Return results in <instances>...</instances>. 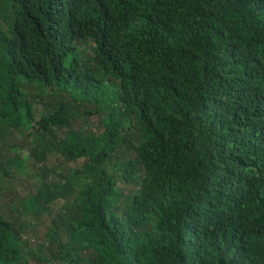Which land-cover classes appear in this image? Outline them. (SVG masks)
I'll use <instances>...</instances> for the list:
<instances>
[{
    "label": "trees",
    "instance_id": "obj_1",
    "mask_svg": "<svg viewBox=\"0 0 264 264\" xmlns=\"http://www.w3.org/2000/svg\"><path fill=\"white\" fill-rule=\"evenodd\" d=\"M21 130L0 264H264V0H0V140Z\"/></svg>",
    "mask_w": 264,
    "mask_h": 264
},
{
    "label": "rangeland",
    "instance_id": "obj_2",
    "mask_svg": "<svg viewBox=\"0 0 264 264\" xmlns=\"http://www.w3.org/2000/svg\"><path fill=\"white\" fill-rule=\"evenodd\" d=\"M74 128L78 126H86V123L81 117L80 119L74 120L73 125ZM26 133L24 131H17V132H9L5 139H1V142H4L6 145L4 146V149L9 146L13 149V151H17L20 154H22L23 162L21 164V168H25L27 164V155H28V145L25 142L24 135ZM1 145V144H0ZM6 149L3 150V153H5ZM25 160V161H24ZM54 160L49 162V166L52 167L53 170L56 172H59L57 167L54 164ZM54 164V165H53ZM53 165V166H52ZM11 171L15 172V179L9 181L5 186L4 190H2V196H5L6 198L13 199L15 197V193H12L10 195V192L15 190L18 193H20V197H24L27 195L28 191L33 190L35 188V180L38 179L34 176H27L24 174H19L16 172L15 169H11ZM3 186V185H2ZM4 186V187H5ZM117 188L124 194H127L130 190L127 187H121V185H118ZM49 217L47 215H44L43 217L36 220V222H33L34 226L33 228H29L26 233L24 234L25 239L29 242V245L31 247V251L38 256L41 255L42 251L40 249V244L43 241V235L46 230V228L49 226ZM26 258L28 260V264H39L37 261H35L33 258L26 255Z\"/></svg>",
    "mask_w": 264,
    "mask_h": 264
}]
</instances>
